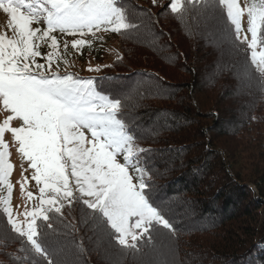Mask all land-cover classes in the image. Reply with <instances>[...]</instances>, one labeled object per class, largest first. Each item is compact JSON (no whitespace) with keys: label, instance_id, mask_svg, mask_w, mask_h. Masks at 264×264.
Masks as SVG:
<instances>
[{"label":"trees","instance_id":"trees-1","mask_svg":"<svg viewBox=\"0 0 264 264\" xmlns=\"http://www.w3.org/2000/svg\"><path fill=\"white\" fill-rule=\"evenodd\" d=\"M134 4L116 0L126 22L139 25L138 18L150 16L149 27L112 32L119 48L112 66L81 78L122 101L136 156L151 170L152 199L166 206L175 235L155 228L175 244L179 264H264V78L219 0L187 12L181 0L178 13L158 3L142 12ZM163 11L174 26L162 25ZM91 45H83L85 52ZM64 212L60 219L76 225L65 242L83 245L82 264H109L100 261L96 240H88L86 223ZM6 220L0 209V264H15L23 253L15 239L4 238ZM155 232L137 242L139 251L123 252L128 261L120 264H136L137 254L156 243Z\"/></svg>","mask_w":264,"mask_h":264},{"label":"snow or ice","instance_id":"snow-or-ice-1","mask_svg":"<svg viewBox=\"0 0 264 264\" xmlns=\"http://www.w3.org/2000/svg\"><path fill=\"white\" fill-rule=\"evenodd\" d=\"M152 3L156 6L158 0ZM219 4L226 7L237 39L246 13L251 38L245 36L241 43H247L252 62L264 78V0L245 2L243 7L237 0H219ZM197 5L205 10L211 0H187L184 12ZM161 7L178 13L181 6L179 0H168ZM0 10L7 14L11 30L10 36L0 32V105L20 123L9 127L14 118L10 115L0 124V148L3 134L10 132L39 193L33 197L27 191L26 203L33 199L34 203L21 213V222L10 207L3 209L4 238L15 239L23 253L15 257V264H82L83 245L74 243L75 238L65 242L76 225L60 219L65 208L71 215L77 205L81 222L88 223L98 237V248L107 242L110 247L119 245L121 253L139 251L137 242L149 235L150 228L158 231L157 225L175 235L165 217L166 206L152 199L151 170L134 157L137 137L123 119L122 101L97 91L91 78H81L67 67L61 71L54 35L73 37L71 47L79 50L93 30L148 28L151 17L138 18L139 25L128 23L125 9L116 0H0ZM41 42L49 48L46 53L40 51ZM68 46L65 40V51ZM10 168L0 159V182ZM11 187L7 184L9 191ZM20 191H26L24 182Z\"/></svg>","mask_w":264,"mask_h":264},{"label":"rangeland","instance_id":"rangeland-1","mask_svg":"<svg viewBox=\"0 0 264 264\" xmlns=\"http://www.w3.org/2000/svg\"><path fill=\"white\" fill-rule=\"evenodd\" d=\"M132 1L137 3L134 4L136 6V9L142 8V10L140 9L142 12L143 10H146L148 8L158 9V7H160L161 5L168 4V0H158V4L160 6L153 8L154 6L152 4V0H149L150 1L149 3H143V2L141 3V1L143 0H132ZM245 2L252 3V2H258V0H237V4L240 7H243ZM179 3L181 5V0H179ZM160 8H161L160 10H163L162 7ZM163 12L165 14H163V16L161 15L160 17V20L163 21L162 25L174 26L175 22L166 15L168 14L167 11H163ZM226 13H227V9H226ZM0 32H2L6 36L11 35V30L7 28V14H5L2 10H0ZM113 34L114 33H112L111 31L104 32L103 30H101L97 32L93 30L92 33H89L87 36L84 37L85 44L88 43L92 44L91 50L90 51L86 50L85 52V48L83 46H81L79 50L72 49L70 41L73 39V37L66 35L61 36L58 33H54L58 41L57 55L60 56V63H59L60 70L63 71L65 67H67L71 73L78 74L80 77L99 74L102 71L103 66L109 64L116 56L118 57L119 54L118 40ZM245 36H247L248 40H250L251 38L250 33L247 32L246 13L244 14V16L241 17V31L239 33V40L244 41ZM65 40L69 41V46L67 51H65L64 48ZM41 44L42 47L40 51L42 53H46L47 51H49L47 44H43V42H41ZM255 50L257 51V53L260 52L259 44ZM95 53H97V55H95ZM250 58H251V51H250ZM37 59L41 63L44 62L40 58ZM53 59L55 61V57ZM97 66H99L100 68L99 72L88 70L89 68L95 69ZM10 115L14 117V114L8 112L3 108L2 105H0V124H2L4 120L8 119ZM19 126L20 123L15 117L9 122V127H19ZM3 143H4V147L0 148V152H3V157L0 159L3 160L4 164L6 165L10 164L11 168L8 169L7 175L4 177L3 182H0V209L3 212V209L6 206L10 207L12 209V214L14 218H16L18 222H21L24 220V216L21 215V213L25 211L26 207H28L29 210H31L30 206L34 203V199L28 200L26 203L27 191H32L33 197H35L39 193L38 190L35 188V181L31 179V170L28 169V162L26 158H22V156L17 151L16 142L13 140L10 132L6 131L3 134ZM136 152L137 151L135 149L134 157L137 158ZM133 162H136V160L134 159ZM21 182L25 183L26 191L24 193L20 191ZM9 183L12 186L11 191H9L7 188V184ZM75 211L77 212H72L71 215L74 218L76 216V218H79L81 220L80 210H75ZM261 216H263V214H261ZM84 226H86L87 227L86 229L91 232L88 240L97 241L98 237L94 233V231L89 227V224L86 223ZM155 233H157L158 243L156 241L157 244L155 243L149 249L144 250L140 254H137L138 256L135 258L137 259L136 264H179V257H178L179 250L176 249L175 244H172L169 241L168 237L164 235L163 232H161V230L158 229V231ZM96 241L95 243L97 244ZM161 244L163 245L160 246ZM106 250H107V254H106ZM100 253L102 254L100 256V261H102L103 263L108 262L109 264L110 263L120 264L125 261H128L127 259L128 256L125 253H121L120 251H115V249H113L112 247H110L105 243H103L102 246L100 247ZM132 263H134V261Z\"/></svg>","mask_w":264,"mask_h":264}]
</instances>
